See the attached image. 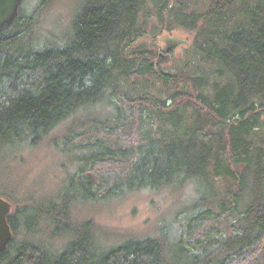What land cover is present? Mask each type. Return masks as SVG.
I'll return each instance as SVG.
<instances>
[{
  "label": "trees",
  "instance_id": "obj_1",
  "mask_svg": "<svg viewBox=\"0 0 264 264\" xmlns=\"http://www.w3.org/2000/svg\"><path fill=\"white\" fill-rule=\"evenodd\" d=\"M206 1L200 11L190 0H85L55 41L38 38L22 3L0 30V151L34 148L67 125L75 163L55 194L11 210L0 264H264V0ZM175 28L194 37L172 75L137 42ZM134 82L144 92L130 95ZM127 129L132 144L115 138ZM120 163V178L91 175ZM183 187L176 232L107 244L72 217L98 195Z\"/></svg>",
  "mask_w": 264,
  "mask_h": 264
},
{
  "label": "rangeland",
  "instance_id": "obj_2",
  "mask_svg": "<svg viewBox=\"0 0 264 264\" xmlns=\"http://www.w3.org/2000/svg\"><path fill=\"white\" fill-rule=\"evenodd\" d=\"M190 1L191 4L197 1L195 7L200 11L207 7L206 0ZM37 2L38 0H23L25 9L23 16L29 15V13L34 14L37 25L33 32L41 40L55 41L69 32L74 14L85 0H50L47 4L42 5ZM27 11L29 12L26 13ZM193 37L194 32L175 28L170 31L163 30L157 36H153L149 32L137 43H145L146 47L153 51L155 57L159 53L168 56V60L159 64V67L164 73L174 75L178 73V70L183 69L185 52L190 47ZM166 47L169 49L168 53L164 51ZM131 85L126 87V91ZM141 89L144 92L145 85L135 83L134 88H131L130 95H138ZM159 89L154 87L152 92L157 96L166 97L167 93L163 89ZM166 103L171 107L170 101ZM152 109L155 108L146 110L142 122L146 129L151 125H147V123L150 121L148 116ZM66 126L63 125L52 132L50 137L34 148L24 149L18 153L0 151V193L3 196L12 197L11 210L21 205L20 202H23L22 200L27 197L39 199L55 194L62 181L74 170L75 163L71 161L72 155L65 152L66 149L62 141L61 131ZM85 127L76 130L86 132ZM153 127L155 130L158 129L157 126ZM53 138L56 139L55 142H53ZM115 138L132 144L136 140L135 129H127L125 133L117 130ZM75 139L73 145L79 141L78 138ZM125 164L100 165L92 171L91 175L107 177L117 174L115 175V179H117V176L120 178L123 174L121 169ZM218 185L219 188L222 187V183ZM190 197L191 191L188 187L153 193L139 191L108 198L98 195L93 201L76 204L72 208V217L77 222L91 220L101 241L115 244L128 237H155L159 235L161 229L178 231L184 218L182 210L186 209ZM178 218L182 220L178 222ZM44 227L42 225L41 228L44 230Z\"/></svg>",
  "mask_w": 264,
  "mask_h": 264
},
{
  "label": "water",
  "instance_id": "obj_3",
  "mask_svg": "<svg viewBox=\"0 0 264 264\" xmlns=\"http://www.w3.org/2000/svg\"><path fill=\"white\" fill-rule=\"evenodd\" d=\"M22 0H0V30L6 25H10L19 15ZM166 47L164 51L168 53ZM168 60V56L159 53L156 63L163 64ZM11 213V203L0 197V254L5 252L13 234L8 225L7 218Z\"/></svg>",
  "mask_w": 264,
  "mask_h": 264
},
{
  "label": "bare ground",
  "instance_id": "obj_4",
  "mask_svg": "<svg viewBox=\"0 0 264 264\" xmlns=\"http://www.w3.org/2000/svg\"><path fill=\"white\" fill-rule=\"evenodd\" d=\"M172 142V141H171Z\"/></svg>",
  "mask_w": 264,
  "mask_h": 264
},
{
  "label": "clouds",
  "instance_id": "obj_5",
  "mask_svg": "<svg viewBox=\"0 0 264 264\" xmlns=\"http://www.w3.org/2000/svg\"><path fill=\"white\" fill-rule=\"evenodd\" d=\"M163 46V45H162Z\"/></svg>",
  "mask_w": 264,
  "mask_h": 264
}]
</instances>
